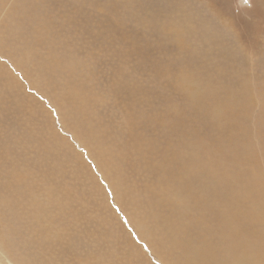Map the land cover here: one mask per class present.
I'll use <instances>...</instances> for the list:
<instances>
[{
  "label": "rangeland",
  "instance_id": "374dc122",
  "mask_svg": "<svg viewBox=\"0 0 264 264\" xmlns=\"http://www.w3.org/2000/svg\"><path fill=\"white\" fill-rule=\"evenodd\" d=\"M0 153L1 264L264 249V0H0Z\"/></svg>",
  "mask_w": 264,
  "mask_h": 264
},
{
  "label": "bare ground",
  "instance_id": "6f19581e",
  "mask_svg": "<svg viewBox=\"0 0 264 264\" xmlns=\"http://www.w3.org/2000/svg\"><path fill=\"white\" fill-rule=\"evenodd\" d=\"M117 1V0H116ZM138 15V14H137ZM134 16H136V15H134ZM158 16V15H157ZM139 17V16H138ZM174 17V16H173ZM177 17H178V15H177ZM176 18V17H175ZM43 22V21H42ZM144 22V21H143ZM37 25V24H36ZM35 25V26H36ZM168 25V24H167ZM154 26V25H153ZM173 28H174V26H172ZM30 30V29H29ZM38 34V33H37ZM41 34V33H40ZM39 36V35H38ZM71 54V53H70ZM44 56V55H43ZM42 56V57H43ZM40 57V56H39ZM51 57H52V55H51ZM32 58V57H31ZM54 59V58H53ZM36 60V59H35ZM72 60V59H71ZM34 61V60H33ZM32 62V61H31ZM48 63V62H47ZM61 63V62H60ZM77 63V62H76ZM79 64V63H78ZM36 66V65H35ZM75 66V65H74ZM82 66V65H81ZM39 67V66H38ZM41 67V66H40ZM77 67H80V66H77ZM55 68V67H54ZM80 70H81V68H80ZM65 71V70H64ZM64 74V73H63ZM83 74V73H82ZM64 78V77H63ZM180 81H181V83L182 84H186L187 86H189V85H191V86H194V84H193V82H189V84H188V82H187V79H186V77L185 76H181V78H180ZM72 88V87H71ZM77 92V91H76ZM50 93V92H49ZM63 92L61 91V94H62ZM75 94V93H74ZM78 94V93H77ZM67 99V98H66ZM74 99V98H73ZM82 100V99H81ZM62 102V101H61ZM76 107V106H75ZM214 112V111H213ZM212 112V113H213ZM216 112H217V109H216ZM208 114V113H207ZM84 114H82V116H83ZM209 115V114H208ZM213 115V114H212ZM215 115V114H214ZM213 115V116H214ZM216 117V116H215ZM85 118V117H84ZM87 119V118H86ZM96 133V132H95ZM104 154V153H103ZM181 158H182V156H181ZM2 159L3 160H5V159H7V158H5L4 157V154L2 153H0V160L2 161ZM0 161V162H1ZM20 164H23V161L22 160H20V161H18ZM2 164V163H1ZM16 166H17V163L15 164ZM178 165H179V163H178ZM3 166V165H2ZM7 165H5V167H6ZM183 166V165H182ZM205 166V165H204ZM203 166V167H204ZM200 164H196L194 167H190V169L186 172V171H184V169H185V167L183 168V167H180L183 171H184V174H185V172H186V174H185V176H187V179H191L192 181H194V179L201 173V174H208L209 176L211 175L212 177H214L215 179H218L219 180V178H218V175L220 176V179H222V178H225L226 176H224V174L219 170V168L217 167V166H214L213 165V169H211V167L209 168V167H205L204 169H201V168H203ZM179 168V169H180ZM30 171H31V169H30ZM181 171V170H180ZM3 172V171H2ZM18 173H19V171H18ZM23 173V172H22ZM181 173V172H180ZM38 174V173H37ZM218 174V175H217ZM11 175V174H10ZM23 175H25V174H23ZM38 176V175H37ZM257 175H256V173H249V175H248V180H250V181H248V182H252V183H254V184H256L253 180H258V176L256 177ZM17 177V176H16ZM20 179H17V180H19V181H21L22 182V179H26V177L25 176H20L19 177ZM29 178V177H28ZM35 178V177H34ZM232 179V178H231ZM233 179H234V177H233ZM26 180H29V179H26ZM25 180V181H26ZM164 180V179H163ZM169 180V179H168ZM224 180V179H223ZM24 181V180H23ZM233 182L232 183H234L235 185H237L238 187L240 186V184L241 183H243L244 181H242V180H239V179H234V180H232ZM260 181V180H259ZM8 182V181H7ZM28 183H29V181H27ZM9 183V182H8ZM11 183V182H10ZM16 183V182H15ZM26 184L25 182H23V183H20V184H13V187H16L15 189L19 192V193H21L22 195H21V197H20V200L22 201V203H24V205H25V203L27 202V197H28V193H25V189L28 187V188H30L29 186H31V184L29 183V184ZM35 183V182H34ZM167 183V182H166ZM231 184V183H230ZM162 187V186H161ZM252 187V186H251ZM169 188V187H168ZM189 188V187H188ZM250 187H248V189H249ZM11 189V188H10ZM31 189V188H30ZM170 189V188H169ZM233 189H234V187H233ZM231 190V191H234V190ZM247 189V190H248ZM258 189V191H259V188H257ZM195 190V189H194ZM28 191V190H27ZM33 191V190H32ZM236 191V190H235ZM234 191V192H235ZM183 192V191H182ZM189 192V191H188ZM202 191L200 190L199 192H196V194H198V196H200V197H202V193H201ZM250 191H247V193H249ZM232 193V192H231ZM264 194V190H262V194L261 195H263ZM231 195V194H230ZM230 195H229V197H230ZM29 196H30V194H29ZM51 196H52V194H51ZM186 196V195H185ZM56 197V196H55ZM197 197V196H196ZM36 198V197H35ZM237 198V197H236ZM52 200V199H51ZM201 200V199H200ZM264 201V199L261 197L260 198V203L257 205V204H255V206H254V208L253 209H255V208H257L258 209V217L259 218H262L263 217V212H264V208H263V206H262V202ZM18 202V201H17ZM53 202V201H52ZM201 202V201H200ZM223 202V201H222ZM191 203V202H190ZM205 203V202H204ZM209 203H210V201H209ZM6 204V203H5ZM18 204V203H17ZM195 204V203H194ZM211 204V203H210ZM19 205V204H18ZM208 205V202H206L205 203V206H207ZM225 203H221L220 205H214V204H212V213L213 214H216V217H218V218H220V219H218V222H220L221 224L219 225V227L217 226V224H216V227H215V229L216 230H218V231H220V228H221V226H222V222H223V219H224V216H225V214H224V212L225 213H227V210L225 209ZM222 207H224V210L225 211H221L222 209ZM65 208V210L66 211H70L67 207H64ZM185 208V207H184ZM194 208V207H193ZM221 209V210H220ZM211 211V210H210ZM46 212V211H45ZM187 212V211H186ZM211 212H210V214H212ZM204 214H205V211H204ZM187 216V215H186ZM227 216L228 217H230V218H233L232 216H231V214L230 213H228L227 214ZM184 217V216H183ZM213 216L211 215V218H212ZM74 218V217H73ZM175 219V218H174ZM183 219V218H182ZM176 220V219H175ZM179 220V219H178ZM192 220V219H191ZM215 220V219H214ZM176 222V221H175ZM189 222V221H188ZM202 222V221H201ZM189 224V223H188ZM227 224H230V219H229V221H227ZM181 225V224H180ZM189 225H191V224H189ZM231 225H232V227L233 228H240V225H239V223L237 222V220L236 219H232V221H231ZM188 227V226H187ZM199 228V227H198ZM185 231V230H184ZM59 232V231H58ZM19 234V233H18ZM207 234H209V232L207 233ZM206 234V235H207ZM220 236V240H222V241H224V235L223 234H220L219 235ZM226 236V235H225ZM227 237V236H226ZM259 237V236H258ZM46 238V237H45ZM206 239H204L203 241H202V243H203V246H201L205 251H206V253L203 251V249L202 250H197L194 246H192L193 244L191 243V242H186V244L185 245H183V247H179L177 244V247H179L180 248V252L178 253V252H173V254H172V257H173V263H171L170 262V264H264V249H261L258 245H255L256 246V248L254 249V250H252V251H250V252H248V250H247V252L246 253H243L242 252V246H239V247H236L235 249H233V250H227V249H225V247L224 248H217V246L215 247V246H213V247H211L212 245H211V243H213L214 244V242H210L207 238V236L205 237ZM228 238V242H230V239H229V237H227ZM256 238V237H255ZM260 238H261V235H260ZM59 239V238H58ZM253 238H251V240H252ZM262 239V238H261ZM254 240V239H253ZM257 240V239H256ZM264 240V239H263ZM257 242V241H256ZM259 242V241H258ZM258 242H257V244H258ZM247 244V243H246ZM175 245V246H176ZM260 245H261V243H260ZM219 246V245H218ZM264 246V245H263ZM197 247V246H196ZM253 247V246H252ZM246 248V247H245ZM254 248V247H253ZM253 248H251V249H253ZM174 249H175V247H174ZM199 249V248H198ZM175 250H177V249H175ZM112 256H114V258L115 259H117L116 258V254H112ZM114 258H113V260H114ZM106 259V258H105ZM164 259V258H163ZM50 261V260H49ZM111 261V260H110ZM51 263V262H50ZM59 263V262H58ZM1 264V263H0Z\"/></svg>",
  "mask_w": 264,
  "mask_h": 264
}]
</instances>
